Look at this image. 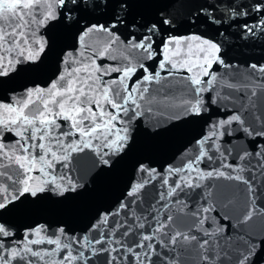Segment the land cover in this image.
Here are the masks:
<instances>
[{"label":"snow or ice","instance_id":"6c2138e0","mask_svg":"<svg viewBox=\"0 0 264 264\" xmlns=\"http://www.w3.org/2000/svg\"><path fill=\"white\" fill-rule=\"evenodd\" d=\"M153 3L0 0V264H35L34 258L50 255L29 246L19 251V243L11 246L18 229L6 216L27 197H63L76 191L80 185L69 174L79 154L91 153L94 164L110 168L113 157L130 146L133 124L156 117L174 126L202 116L213 104L226 111L230 106L232 114L213 128L223 129L219 136H230L225 126L235 125L233 138L246 144L240 152L222 150L217 132H210L194 141L181 167L170 165L161 173L140 163L138 171L148 178L130 186L115 212L97 214L87 229L95 235H69V243L62 244L67 228L57 225L52 239L41 236L51 225L34 223L24 240L27 245H55L52 251L60 253V264H92L91 257L100 255L103 264H190L184 257L192 248L198 250V264H264V237H250L243 251L234 253L230 238L225 239L227 228L212 231L208 219L210 212L223 219L208 200L219 196L230 206L233 187L245 194L242 223L252 218L255 205L264 207V63H245L248 71L237 76L239 62L234 66L226 54L229 38L245 39L257 31L264 35V0L206 2L182 23L203 24L215 35L194 32L183 37L175 35L176 21L168 6L151 16L133 12L134 5ZM55 27L74 31L78 43L100 34L106 37L105 47L66 52L47 87L10 86L39 66L51 44L48 30ZM190 42H198L199 63H173L164 54L172 44H188L191 50ZM205 45L213 51L206 53ZM103 60L111 64L105 66ZM194 70L198 75H191ZM205 162L211 166L207 171L200 168ZM213 178L234 185L216 192L203 183ZM201 188L208 190L200 194ZM33 235L38 238L31 239Z\"/></svg>","mask_w":264,"mask_h":264},{"label":"water","instance_id":"95a60500","mask_svg":"<svg viewBox=\"0 0 264 264\" xmlns=\"http://www.w3.org/2000/svg\"><path fill=\"white\" fill-rule=\"evenodd\" d=\"M206 2L214 3L215 0H154V3L150 6L134 5L133 12L151 16L159 7L168 6V12L176 21L173 25L176 29L175 35L183 37L189 33L201 32L213 36L215 35L214 31L206 28L203 24L189 26L182 23L185 19H190V14H195L197 9ZM99 23H104V19L100 18ZM232 31H236V29L233 28ZM47 35L51 44L39 66L35 70L18 77L10 86L17 89L32 87L34 84L47 87L54 78L56 68L60 66L61 57L66 52L76 49L78 53H81L85 52V46H90L87 51L91 53L97 47L99 50H103L105 47L103 40L106 37L97 33L85 37L82 43H78L74 31L61 27L49 29ZM163 35L167 38L169 34L164 33ZM190 43L191 50H189L188 44H172L164 54L170 57L173 63L177 61L199 63L200 61L197 59L198 42ZM228 44L231 47H227V58L234 66L239 62L237 76H242L248 71L243 66L245 63L251 64L257 61L264 63V35H261L259 31L254 36L245 39L231 37L228 39ZM204 47L206 53L213 51L210 45ZM113 54L117 53L114 52ZM136 55L142 56L143 54L136 53ZM85 62L90 63V61ZM101 63L108 66L111 61L103 60ZM153 69L157 70L155 63H153ZM220 71L223 70L220 69ZM229 71L233 70L230 69ZM191 75H198V70H194ZM218 107V105L213 104L211 108L204 110L202 116L179 122L174 126H169V119L156 117H146L139 123L133 124L134 138L130 141V146L119 158L113 157L115 162L110 168H100L98 162L94 164V157L91 153L79 154L77 159L72 162L73 171L69 174L70 178L80 185L76 191H69L63 197L53 193L41 194L39 198L27 197L23 203L8 213L6 218L11 220L18 229V231L13 230L15 238L11 246L14 247L19 243V251H22L23 247L29 246L42 254L45 252L50 253L43 260L34 258L35 264H60V253L52 251L56 247L55 245H27L24 234L29 225L34 223L36 226L40 224L51 225V229L47 233H42L41 236H48L52 239H55V237L51 236V232L56 230L57 225H63L69 232L64 234L62 244L69 243L67 239L69 235L93 236L95 233L89 232L87 229L97 221V214L115 212L130 186L136 182L143 183L148 178L146 172L141 173L138 171L140 163L150 164L152 168L161 173L170 165L181 167L183 163L187 162V157L192 153L195 147L194 141L202 139L213 131L217 132L219 139L216 143L222 146V150L229 149L233 154L240 152L246 144L244 139L233 138L236 136L235 125L225 126L231 133L230 136H219V132L223 129L213 128V125L227 119L232 114L230 106L227 111L222 107L218 110ZM4 162L6 163V161ZM210 167L207 162L200 165L203 171L209 170ZM192 175L194 176L195 173H192ZM203 183L216 192L224 190L226 185H234V182L215 178L206 179ZM207 190L208 188H201L198 191L203 194ZM195 198L197 201L200 199L199 195ZM229 200L231 204L226 207L227 202L219 196L209 199L208 206L214 208L215 213H218L219 217L223 219H218L212 212L208 214V219L212 222V231H215L217 226L221 229L227 228L225 239L230 238V247L235 253L243 251L242 246L248 242L250 237L257 240L264 237V207L255 205L256 211L253 212L252 218L248 222L242 223L241 213L245 207L244 191L241 188L233 187ZM260 203L264 204V200H261ZM247 208L248 211H251L253 205L248 204ZM120 218L122 216L118 217V219ZM103 227L102 225L101 231ZM57 234L59 235L58 232ZM37 238L35 235L31 237V239ZM197 251L196 248H192L190 252L185 253L184 258L190 264H198ZM64 254L67 255L68 253ZM91 260L92 264H103L104 257L102 255L94 256L91 257ZM72 264H75V262H72ZM81 264H85V262L82 261ZM211 264H217V261L213 260Z\"/></svg>","mask_w":264,"mask_h":264}]
</instances>
